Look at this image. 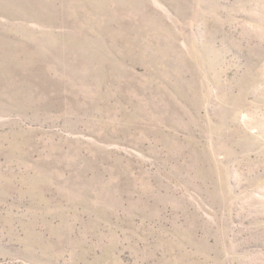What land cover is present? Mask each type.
Segmentation results:
<instances>
[{
	"label": "rangeland",
	"instance_id": "obj_1",
	"mask_svg": "<svg viewBox=\"0 0 264 264\" xmlns=\"http://www.w3.org/2000/svg\"><path fill=\"white\" fill-rule=\"evenodd\" d=\"M0 264H264V0H0Z\"/></svg>",
	"mask_w": 264,
	"mask_h": 264
}]
</instances>
